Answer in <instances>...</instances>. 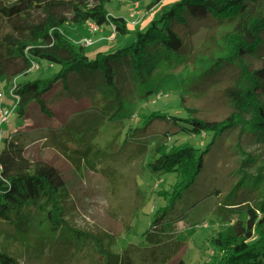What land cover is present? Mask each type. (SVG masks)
I'll use <instances>...</instances> for the list:
<instances>
[{
    "label": "rangeland",
    "instance_id": "374dc122",
    "mask_svg": "<svg viewBox=\"0 0 264 264\" xmlns=\"http://www.w3.org/2000/svg\"><path fill=\"white\" fill-rule=\"evenodd\" d=\"M173 1L164 0L151 11L148 8L152 0L140 3L111 0L107 3L108 16L124 18L129 33L115 37L111 25L105 23L100 27L109 36L110 41L104 43L105 46L119 40L118 48H109L106 53L132 45L136 33L143 30L142 26L136 28L135 23L144 17L147 21L159 19L164 8ZM210 21L189 16L187 25L177 28L184 40L180 53L159 55L155 52L157 57L168 62L163 61L153 72L145 71L144 79L127 85L131 91L123 89L122 83L117 84V90L101 84L94 98L98 103L91 101L92 107L79 110L78 114H72V110L76 109L74 104H81L78 97L83 93L85 80L82 83L79 77L78 82L83 86L77 90L70 87L68 94L56 91L54 99H46L53 110L51 119L40 115L38 110H31L30 118L41 116L44 123L35 132L24 133L29 127L28 120L16 118L11 98L13 86H9L6 78L0 80V104L13 112L9 125H5L6 137L19 135L22 144H27L26 154L32 162H48L64 176L66 191L61 198L73 228L102 235L106 242L111 236L116 242L111 248L114 257L99 258L96 248L76 238L72 229L56 230L35 222L24 234L17 230V225H25L27 220L20 218L6 228L0 227L1 254L13 258L15 264L212 263L211 233L225 226L216 220L245 210H232L237 205L258 207L264 201V143L247 142L248 135H240L235 129L224 141L213 146L205 154L202 174L168 213L162 231L148 236L150 224L160 210L169 205L166 193L171 194L179 179L177 175L155 174L149 166L153 160L152 151L155 154L162 142L157 139L158 134L165 128L153 127L147 134L133 135L146 117L155 112L172 116L189 112L196 119L220 123L237 116L239 122H249L251 117L248 113L238 114L227 92L240 86L245 68L251 71L261 67L264 50L246 56L238 65L231 61L236 60L231 57L233 28H219ZM91 25L89 22L70 23L65 25L64 33L72 43L86 45H83L86 55L93 60L102 54L95 51L103 44L105 33L94 32ZM38 63L37 69L19 77L18 82L48 81L61 70L60 66L45 61ZM66 98L70 100L67 108ZM3 99L12 102L7 104ZM175 135L168 141L169 147L186 142L204 151L211 141V135ZM3 149L4 145L0 147V154ZM226 205L228 210L224 208ZM170 253L174 255L162 261ZM5 263L8 264L0 256V264Z\"/></svg>",
    "mask_w": 264,
    "mask_h": 264
},
{
    "label": "trees",
    "instance_id": "16d2710c",
    "mask_svg": "<svg viewBox=\"0 0 264 264\" xmlns=\"http://www.w3.org/2000/svg\"><path fill=\"white\" fill-rule=\"evenodd\" d=\"M110 1L0 0V80L6 78L9 86H13L11 98L16 118L28 120L29 127L24 133L35 132L39 125H44L41 116L34 120L30 118L31 110H38L40 115L51 119L54 114L46 99H54L56 91L68 94L70 87L77 90L83 86L78 82L79 77L82 83L85 80V88L78 97L81 104H74L76 109L72 110V114L91 108V101L98 103L94 98L101 84L117 90V84L122 83L123 89L131 91L127 85L144 79L145 71L153 72L166 61L157 57L155 52L159 55L164 52L168 55L180 53L184 40L177 28L186 26L189 16L196 20H211L219 28L232 27L235 37L234 41L231 39L234 43L231 57L236 60L231 61H236L238 65L246 56L264 50V0H178L166 6L159 19L148 21L142 32L136 33L132 45L112 53L98 54L90 60L85 45L72 43L64 33V27L70 23L89 22L100 28L108 23L113 27L115 37L128 34L124 18L108 16L106 5ZM130 1L140 3L144 0ZM162 1L152 0L148 11ZM40 60L60 66V72L48 81L19 83L18 78L37 69L35 66ZM242 81L240 86L227 92V97L236 106L239 115L248 113L251 117L249 122H239L237 116L220 123L196 119L189 112L177 116L155 112L135 130L133 135L147 134L153 127L165 128L156 137L162 142L155 154L152 151L153 160L149 166L155 174L177 175L179 179L173 185L171 194L166 193L169 205L161 209L150 224L148 236L162 231V223L168 213L202 174L205 154L213 146L224 141L235 129L240 135H248L247 142L264 143V62L255 70L245 68ZM66 103L67 108L69 98H66ZM33 106L36 107L31 109ZM57 116L60 117V114ZM177 133L188 134L183 137L211 135V141L204 151L186 142L169 147L168 141ZM3 145L0 154V227L6 228L20 218L27 220L25 225L17 223V230L24 234L35 222L56 230L67 227L72 229L76 238L93 245L99 258L114 257L111 248L116 242L113 237L109 236L106 242L102 235L77 230L68 222V211L61 198L66 191V181L60 171L43 160L32 162L26 154L27 144H22L19 135L6 137ZM224 208L229 209L227 205ZM232 208L245 210L216 220L225 226L211 233L210 245L214 248L211 264H264V201L258 207L240 204ZM156 243L161 244L160 241ZM172 255H166L162 261L166 262ZM0 256L8 264H15L10 256L1 253Z\"/></svg>",
    "mask_w": 264,
    "mask_h": 264
},
{
    "label": "crops",
    "instance_id": "0c3cea01",
    "mask_svg": "<svg viewBox=\"0 0 264 264\" xmlns=\"http://www.w3.org/2000/svg\"><path fill=\"white\" fill-rule=\"evenodd\" d=\"M165 1H167V2H170V1H173V0H165ZM178 0H175V1H173V2H171L172 4L173 3H175V2H177ZM170 5V4H169ZM147 17H144L142 20H141V22H139V20H138V22L137 23H135V27L136 28H139L140 26H142L143 28L146 26V24L148 23V21H147V19H146ZM141 19V18H140ZM147 21V22H146ZM110 26V25H109ZM91 29V28H90ZM99 31H102V33H105V35H104V38L102 39V41H103V44L102 45H100L99 46V48L98 49H96V51L95 52H102V53H106V52H108L109 51V48L110 49H117L118 48V46H119V40H114L113 42H111L109 45H104V43H106V42H108V41H110V40H108V35L106 34L107 33V31L106 30H102V28H99ZM113 38V36H111V39ZM92 39V38H91ZM91 39H89V40H91ZM113 40V39H112ZM92 41V40H91ZM111 50V51H112ZM110 51V52H111ZM3 102H5V103H7V104H11V102L12 101H6V99H3ZM0 107H3V105L2 104H0ZM9 125V124H8ZM7 125V126H8ZM7 126H5L4 128H5V133H6V128H7ZM8 129H10L9 127H8ZM6 137V135H4V138Z\"/></svg>",
    "mask_w": 264,
    "mask_h": 264
},
{
    "label": "built area",
    "instance_id": "2783aa9c",
    "mask_svg": "<svg viewBox=\"0 0 264 264\" xmlns=\"http://www.w3.org/2000/svg\"><path fill=\"white\" fill-rule=\"evenodd\" d=\"M92 27L93 31L95 32L96 30H99L98 27H96L95 25H91L90 28ZM86 46V45H85ZM12 112L9 111L8 109H5L3 107H0V131L2 132L1 136H0V147L4 142V135L5 132L3 130V126L9 124V119L11 117ZM2 171V168L0 166V172Z\"/></svg>",
    "mask_w": 264,
    "mask_h": 264
},
{
    "label": "clouds",
    "instance_id": "9594fccd",
    "mask_svg": "<svg viewBox=\"0 0 264 264\" xmlns=\"http://www.w3.org/2000/svg\"><path fill=\"white\" fill-rule=\"evenodd\" d=\"M4 139H5V138H4ZM2 145H3V144H2ZM2 145H1V146H2Z\"/></svg>",
    "mask_w": 264,
    "mask_h": 264
}]
</instances>
